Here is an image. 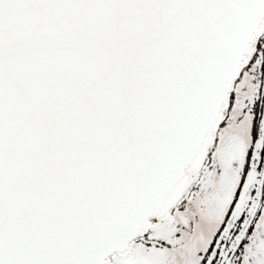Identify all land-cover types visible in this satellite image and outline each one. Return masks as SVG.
Masks as SVG:
<instances>
[{
    "label": "snow or ice",
    "instance_id": "1",
    "mask_svg": "<svg viewBox=\"0 0 264 264\" xmlns=\"http://www.w3.org/2000/svg\"><path fill=\"white\" fill-rule=\"evenodd\" d=\"M0 264H264V0H0Z\"/></svg>",
    "mask_w": 264,
    "mask_h": 264
}]
</instances>
